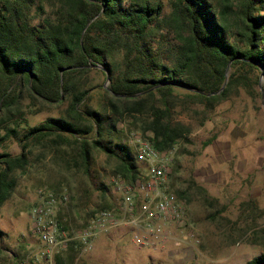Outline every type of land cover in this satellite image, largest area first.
Instances as JSON below:
<instances>
[{"label":"trees","instance_id":"trees-1","mask_svg":"<svg viewBox=\"0 0 264 264\" xmlns=\"http://www.w3.org/2000/svg\"><path fill=\"white\" fill-rule=\"evenodd\" d=\"M168 4L169 10L162 0H0V125L19 114L25 97L66 103L61 115L21 132L18 124L5 127L0 141L12 137L21 151L0 152V206L26 171L31 144L56 153L69 146L86 174L92 149H101L115 158L113 173L132 180L134 153L107 138L119 119L132 117L158 150H167L189 134L172 123L177 108L200 103L206 114L240 87L262 97L255 87L262 74L264 91V0ZM227 67L223 90L207 95L221 88ZM92 69L109 72L99 110L88 103L94 85L84 77ZM244 264H264V253Z\"/></svg>","mask_w":264,"mask_h":264},{"label":"rangeland","instance_id":"rangeland-1","mask_svg":"<svg viewBox=\"0 0 264 264\" xmlns=\"http://www.w3.org/2000/svg\"><path fill=\"white\" fill-rule=\"evenodd\" d=\"M168 1L162 0L165 10H169ZM84 78L94 85L89 92V105L96 110L103 108L106 76L92 69ZM255 90L260 91L259 85ZM65 106L66 103L47 105L25 97L19 114L0 125V136L6 126L18 124L21 132L48 116L61 115ZM202 109V104L195 103L187 111L177 108L172 117L173 124L189 128L188 141L178 140L169 150L172 174L168 184L196 235L197 242L189 246L187 257L170 256L168 247L138 248L131 242L128 228L119 227L100 234L95 241L97 248L89 252L81 253L80 246L71 243L55 254L52 263L62 258L61 264H244L264 253L262 99L240 87L206 114L200 113ZM135 135L146 137L149 132H140L135 120L126 115L117 121L107 138L126 144L132 151L130 140ZM209 139L212 140L205 145ZM61 150L56 153L36 143L26 149L30 161L26 171L19 173L11 196L0 206V264L27 257L31 264H40L37 251L41 241L31 218L39 189L68 193L69 201L61 207L58 218L63 226L74 230L95 211L119 200L112 181L116 176L112 171L113 156L92 149L86 174L76 167L73 149L63 145ZM3 151L16 155L21 147L11 137L0 141V152ZM135 161L139 168L144 166ZM192 182L204 188L205 194ZM39 260L50 264L49 260Z\"/></svg>","mask_w":264,"mask_h":264},{"label":"built area","instance_id":"built-area-1","mask_svg":"<svg viewBox=\"0 0 264 264\" xmlns=\"http://www.w3.org/2000/svg\"><path fill=\"white\" fill-rule=\"evenodd\" d=\"M135 159L144 164L132 180L116 175L112 178L119 200L108 208L95 211L90 219L74 230L61 224L58 212L69 201L66 191L60 193L39 189L32 206L31 218L42 247L37 256L52 261L55 254L73 242L80 252L94 248L95 239L111 229L126 227L131 242L138 248L168 247L172 257L185 258L188 248L197 242L194 231L178 199L169 191L172 174L170 148L158 150L149 133L130 140ZM12 264H31L30 258Z\"/></svg>","mask_w":264,"mask_h":264},{"label":"water","instance_id":"water-1","mask_svg":"<svg viewBox=\"0 0 264 264\" xmlns=\"http://www.w3.org/2000/svg\"><path fill=\"white\" fill-rule=\"evenodd\" d=\"M228 68L229 67H227L225 81L223 82L221 88L219 90L214 91V92H211V93H209L207 95H216V94H219L223 90V88L225 87V85L227 83L228 72H229ZM105 74H106V81L104 83V88L109 89V87H108V84H109V72L106 70L105 71ZM259 87H260V91H261V96H262L261 99H262L263 108H264V100H263V93H264V91H263V88H262V74H261L260 79H259Z\"/></svg>","mask_w":264,"mask_h":264},{"label":"crops","instance_id":"crops-1","mask_svg":"<svg viewBox=\"0 0 264 264\" xmlns=\"http://www.w3.org/2000/svg\"><path fill=\"white\" fill-rule=\"evenodd\" d=\"M115 229H116V228H115ZM111 230H113V229H111ZM129 236H130V233H129ZM97 238H98V237H97ZM97 238H96V239H97ZM96 239H95V241H96ZM38 240H39V239H38ZM108 240H109V239H108ZM39 241H40V240H39ZM41 247H42V244H41ZM41 247H40V248H41ZM94 248H97V246L95 245V242H94ZM37 252H38V251H37ZM38 257H39V256H38ZM39 259H41V258L39 257L37 261H38L40 264H44V262H41ZM61 259H62V258H61ZM61 259L57 258L56 261H54L53 263H52V261H51L50 264H57V262H58V264H61V262H60Z\"/></svg>","mask_w":264,"mask_h":264}]
</instances>
